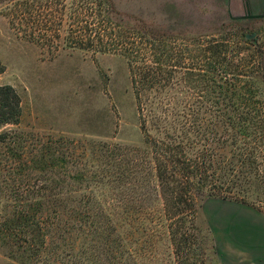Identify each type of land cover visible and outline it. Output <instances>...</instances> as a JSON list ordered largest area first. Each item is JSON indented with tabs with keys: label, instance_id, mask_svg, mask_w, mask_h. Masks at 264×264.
I'll return each mask as SVG.
<instances>
[{
	"label": "trees",
	"instance_id": "16d2710c",
	"mask_svg": "<svg viewBox=\"0 0 264 264\" xmlns=\"http://www.w3.org/2000/svg\"><path fill=\"white\" fill-rule=\"evenodd\" d=\"M71 1L69 48L128 63L143 137L136 168L126 155L91 175L33 134L1 133L0 252L17 264H129L137 233L156 223L178 264H198L204 202L264 205V53L230 24L188 35L166 4L159 18L142 19L121 14L114 0ZM21 114L16 90L0 86V128L18 125ZM147 161L163 205L158 219L135 207L146 201Z\"/></svg>",
	"mask_w": 264,
	"mask_h": 264
},
{
	"label": "rangeland",
	"instance_id": "374dc122",
	"mask_svg": "<svg viewBox=\"0 0 264 264\" xmlns=\"http://www.w3.org/2000/svg\"><path fill=\"white\" fill-rule=\"evenodd\" d=\"M114 2L121 14L142 19L159 18L158 9L166 4L169 17H181L185 26L179 30L188 35L212 34L223 24H230V30L240 38L257 33V43L264 53V16L251 18L246 4H235L234 0ZM70 4L71 0H0V86L10 85L16 90L22 113L18 125L3 126L0 134H33L40 143L70 152L69 159L79 162L91 175H101L109 160L120 167L126 155L135 169L134 149L140 148L143 137L128 63L121 56L69 48L65 39L72 28ZM113 152L115 160L108 157ZM143 168L145 183L141 186L147 197L144 203L139 197L135 207H144L158 219L163 205L154 190L149 161ZM107 190L109 197L117 194ZM260 208L262 211L219 199L204 202L199 228L205 242L199 240L198 264H244L245 260L249 264L251 254L263 253L258 237L264 231V205ZM147 227L137 233L132 245L134 256L128 263L178 264L167 229L156 223ZM114 262L118 264L119 260ZM0 264L17 263L0 252Z\"/></svg>",
	"mask_w": 264,
	"mask_h": 264
},
{
	"label": "crops",
	"instance_id": "0c3cea01",
	"mask_svg": "<svg viewBox=\"0 0 264 264\" xmlns=\"http://www.w3.org/2000/svg\"><path fill=\"white\" fill-rule=\"evenodd\" d=\"M238 2L246 4L247 15L251 18L264 16V0H234L233 3L237 4ZM262 228L264 229V224L262 225ZM258 239H261L259 250L263 253L251 254L249 264H264V231L260 233ZM247 263L248 261L245 260L244 264Z\"/></svg>",
	"mask_w": 264,
	"mask_h": 264
},
{
	"label": "water",
	"instance_id": "95a60500",
	"mask_svg": "<svg viewBox=\"0 0 264 264\" xmlns=\"http://www.w3.org/2000/svg\"><path fill=\"white\" fill-rule=\"evenodd\" d=\"M256 37H257V33L247 34L246 35V39L249 40V41L256 40Z\"/></svg>",
	"mask_w": 264,
	"mask_h": 264
}]
</instances>
